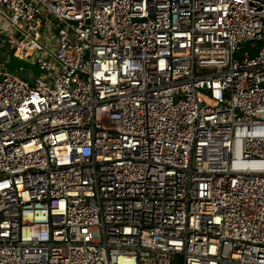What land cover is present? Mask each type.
Masks as SVG:
<instances>
[{
    "label": "built area",
    "instance_id": "built-area-1",
    "mask_svg": "<svg viewBox=\"0 0 264 264\" xmlns=\"http://www.w3.org/2000/svg\"><path fill=\"white\" fill-rule=\"evenodd\" d=\"M0 17V264H264V0Z\"/></svg>",
    "mask_w": 264,
    "mask_h": 264
},
{
    "label": "rangeland",
    "instance_id": "rangeland-1",
    "mask_svg": "<svg viewBox=\"0 0 264 264\" xmlns=\"http://www.w3.org/2000/svg\"><path fill=\"white\" fill-rule=\"evenodd\" d=\"M1 20V19H0ZM7 21L0 22V27L3 25L5 26ZM1 38V34H0ZM17 41L18 38L16 36H5V41L0 45V73L3 71H10L19 74V76L24 77L21 75V72L17 71L20 70V67L17 69L15 68L18 64H21L24 68V73L28 74L31 73L33 76L40 75L41 69L35 63H30L27 61H23L17 57H24L28 54H20L17 48ZM17 57H15V56Z\"/></svg>",
    "mask_w": 264,
    "mask_h": 264
},
{
    "label": "trees",
    "instance_id": "trees-1",
    "mask_svg": "<svg viewBox=\"0 0 264 264\" xmlns=\"http://www.w3.org/2000/svg\"><path fill=\"white\" fill-rule=\"evenodd\" d=\"M14 56H15V55H14ZM31 56H32L31 54H28V55H25L24 57H17V56H15V57H17V58H19V59H21V60H23V61H27V62L32 63V62H33V59H32ZM33 63H34V62H33ZM18 67H20V70L17 69ZM15 68L17 69V71L21 72V75L24 76L23 78L30 79V80L32 79V78L30 77V74H31V73H28V74L24 73V68H23V66H22L21 64H18Z\"/></svg>",
    "mask_w": 264,
    "mask_h": 264
},
{
    "label": "bare ground",
    "instance_id": "bare-ground-1",
    "mask_svg": "<svg viewBox=\"0 0 264 264\" xmlns=\"http://www.w3.org/2000/svg\"><path fill=\"white\" fill-rule=\"evenodd\" d=\"M0 19H1V20H0V22H2V21H3V19H2L1 17H0Z\"/></svg>",
    "mask_w": 264,
    "mask_h": 264
}]
</instances>
